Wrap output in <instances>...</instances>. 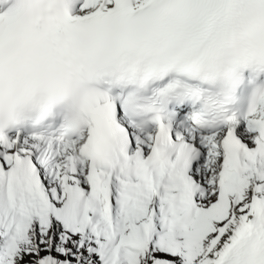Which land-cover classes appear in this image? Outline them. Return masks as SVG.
<instances>
[{"label":"snow or ice","instance_id":"snow-or-ice-1","mask_svg":"<svg viewBox=\"0 0 264 264\" xmlns=\"http://www.w3.org/2000/svg\"><path fill=\"white\" fill-rule=\"evenodd\" d=\"M0 264H264V0H0Z\"/></svg>","mask_w":264,"mask_h":264}]
</instances>
